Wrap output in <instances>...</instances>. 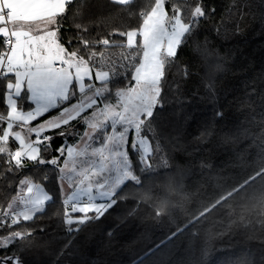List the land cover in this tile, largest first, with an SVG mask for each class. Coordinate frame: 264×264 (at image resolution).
Segmentation results:
<instances>
[{"label":"trees","instance_id":"obj_1","mask_svg":"<svg viewBox=\"0 0 264 264\" xmlns=\"http://www.w3.org/2000/svg\"><path fill=\"white\" fill-rule=\"evenodd\" d=\"M196 3L205 8L208 18H201L169 66L161 92L163 106L154 110L152 127L146 133L152 167L138 173L143 187L126 181L117 190L123 193L117 206L99 220L79 225L82 231L71 234L74 240L70 248H64L70 234L64 223L59 185V165L64 157L59 165L32 164L9 173L6 156L0 154V214L20 194L21 179L41 183L52 196L44 212L13 225L16 230L33 232L29 237L33 245L18 252L24 264H264V239L249 238L264 233V210L250 213L239 204H229L220 214H209L195 228L189 225L177 238L169 239L170 233L183 226L222 186L251 172L264 159V0H165V10L171 15L177 6L183 16ZM153 4L154 0H133L131 5L72 0L61 18V42L69 50L79 45L87 60L90 50L80 44L79 33L90 41V49L104 52L103 57L93 58L97 67L119 65L122 55L130 50L122 46L126 37L118 33L138 27L142 23L140 12ZM77 24L88 31L78 29ZM105 38L118 43H97ZM6 80L0 79V114L7 111ZM209 81L212 91L206 87ZM55 112L59 109L34 123ZM217 112H222V117H217ZM5 127L0 121V134ZM77 127L83 132L85 125L80 122ZM62 130L63 126L46 134L54 137L46 142L47 151L42 153L46 159L57 156L55 150L65 143L56 135ZM68 139L77 141L75 137ZM9 147H18L12 137ZM137 164L134 160V167ZM161 201L166 209L154 218ZM241 216L244 219L239 228L217 235L228 219L240 223ZM11 230L0 228V238ZM23 243L16 241L9 247Z\"/></svg>","mask_w":264,"mask_h":264},{"label":"snow or ice","instance_id":"obj_2","mask_svg":"<svg viewBox=\"0 0 264 264\" xmlns=\"http://www.w3.org/2000/svg\"><path fill=\"white\" fill-rule=\"evenodd\" d=\"M112 2L131 5L133 0ZM71 3L72 0H0V37H3L0 79L7 77V111L0 114V121L6 123L0 135V154L6 156L4 163L9 165V173L27 168L26 161L37 165H59L66 154L60 172L71 170L80 174L82 187L63 201L64 223L70 234L64 245L66 249L73 243L71 234L82 231L79 225L88 220H99L117 206L123 198V193L117 190L126 181H134L143 187L138 173L152 167L150 139L146 133L152 127L154 110L158 105L163 106L161 92L167 84L169 66L175 62L178 49L196 31L201 18H208L200 3L182 16L180 7L174 6L170 15L165 10V0H154L150 8L140 12L142 23L138 27L118 33L126 37L122 46L130 51L122 55L119 65L112 63L105 68L97 67L93 60L97 56L103 57L104 52L90 49V41L79 33L80 44L90 50L87 60L79 45H73L74 50H69L61 42V18ZM211 11L215 12V9ZM76 27L88 31L81 24ZM97 43L108 46L118 42L105 38ZM206 87L212 91V82L209 81ZM73 99L75 103L67 104ZM51 109H59L58 114L28 129V132L35 133V141L21 135L20 131H13ZM88 110L91 111L85 115ZM222 115V112L216 113L217 117ZM72 121L83 122L86 125L84 131L81 132ZM62 126L63 130L56 135L63 137L65 143L55 150L57 156L46 159L42 153L47 151L46 142L50 143L54 137L43 133ZM130 132L132 140L129 145ZM10 137L19 142L15 150L9 147ZM69 137H75L79 143H71ZM42 144L45 147L42 148ZM156 148L159 150V144ZM134 160L138 161L135 167ZM19 184H28L27 192L32 193L30 180L21 179ZM36 187L41 191L39 186ZM45 201H52L47 192L42 197H13L12 203L0 214V228L12 229L0 238V264H24L18 252L33 245V240L29 239L33 232L31 229L16 230L13 225L19 224L21 219L32 220L37 213L44 212ZM17 203L23 205L22 210H17ZM233 203L245 207L250 213L264 210V159L251 172L222 186L183 226L178 225L169 239L177 238L189 225L195 228L198 222L207 220L209 214H220ZM69 206L71 213L83 215L73 216L67 211ZM165 209L166 204L161 201L153 213L154 218ZM132 214L130 210L129 215ZM243 219L241 216L240 223L234 218L228 219L217 235L233 232L234 227L241 226ZM74 224L77 226L73 227ZM249 238L264 239V233ZM16 241L24 243L10 248Z\"/></svg>","mask_w":264,"mask_h":264},{"label":"crops","instance_id":"obj_3","mask_svg":"<svg viewBox=\"0 0 264 264\" xmlns=\"http://www.w3.org/2000/svg\"><path fill=\"white\" fill-rule=\"evenodd\" d=\"M13 79H14V77H13ZM6 95H7V93H6ZM6 95H5V103H7V101H6ZM76 101H74V102H72V103H75ZM72 103H70V104H72ZM69 104V105H70ZM34 107V106H33ZM52 110H54V109H51L50 111H52ZM49 111V112H50ZM91 111V110H90ZM86 113V112H85ZM47 114V113H46ZM58 114V112H55V113H53V114H51V116H48L46 119H44V120H42V121H40V122H37L36 124L34 123V121H32L30 124H28V125H31L32 123H34V124H32V126H24L23 128H21V127H15L14 129H13V131H16V130H18V131H21V132H23L24 134H25V136L27 137H29V140H31V141H35V139H36V136H35V133H30V132H28V129L29 128H31V127H33V126H35V125H37V124H39V123H41V122H43V121H46V120H48L49 118H51V117H53V116H55V115H57ZM42 117V116H41ZM40 118V117H39ZM38 118V119H39ZM36 121V120H35ZM52 130H54V129H47L44 133H43V135H46L47 133H49L50 131H52ZM27 133H29V134H27ZM17 142V141H16ZM17 144H18V142H17ZM18 146H19V144H18ZM31 181V180H30ZM41 184V183H40ZM31 185L33 186V191H32V193H28L27 192V188H28V184H25V185H23L22 187H21V190H20V194L17 196V197H25V198H27L28 196H32V197H35V196H37V195H39V196H43V194H44V192H46L45 191V188L44 189H41L40 187H39V189L41 190V191H37V187L36 186H39V182H33V181H31ZM43 186V185H42ZM60 188H61V194H62V198H63V201H64V197H65V195H67L68 194V192L66 193V194H64L63 193V190H62V187L60 186ZM47 202H49V201H45V203H44V207H45V205H46V203ZM16 208H17V210H22V208H23V205H21L20 203H17L16 204V206H15ZM69 210H71V208H70V206L67 208V211H69ZM90 214V213H89ZM83 214L82 213H79V212H77V213H74L73 214V216H82ZM21 221H24L23 219H21L20 220V222Z\"/></svg>","mask_w":264,"mask_h":264},{"label":"rangeland","instance_id":"obj_4","mask_svg":"<svg viewBox=\"0 0 264 264\" xmlns=\"http://www.w3.org/2000/svg\"><path fill=\"white\" fill-rule=\"evenodd\" d=\"M85 127H86V125H85ZM16 131H18V130H16ZM27 134H29V133H27ZM0 135H2V133ZM21 135L25 136V134L23 132H21ZM27 138L29 139L28 136H27ZM131 140H132V133L130 132L129 133V145L131 144ZM76 143H79V141L77 140L73 144H76ZM18 144H19V142H18ZM80 147H81V149H83L84 145L81 144ZM64 159H67L66 154H65L63 160ZM93 159H97V158H93ZM63 160H62L61 164L59 165V171H60V168L64 166L63 165ZM79 180H80V174L78 172H74V171H71V170H66L64 173H61L60 172V175H59V185L62 187V190H63V193L64 194H66L68 192L67 195H70L77 188L82 187L80 185V183H79ZM70 185H71V187H70ZM39 187L41 189H44V187L40 183H39ZM67 195H65V197ZM65 197H64V199H65ZM68 212L71 213V210H69ZM71 214L73 215L74 213H71Z\"/></svg>","mask_w":264,"mask_h":264},{"label":"water","instance_id":"obj_5","mask_svg":"<svg viewBox=\"0 0 264 264\" xmlns=\"http://www.w3.org/2000/svg\"><path fill=\"white\" fill-rule=\"evenodd\" d=\"M41 147H42V145H41ZM26 163L28 164V167H29L30 165L34 164V163L30 162V161H26Z\"/></svg>","mask_w":264,"mask_h":264},{"label":"built area","instance_id":"obj_6","mask_svg":"<svg viewBox=\"0 0 264 264\" xmlns=\"http://www.w3.org/2000/svg\"><path fill=\"white\" fill-rule=\"evenodd\" d=\"M2 44H3V39H2ZM63 207H64V209H65L64 203H63Z\"/></svg>","mask_w":264,"mask_h":264}]
</instances>
